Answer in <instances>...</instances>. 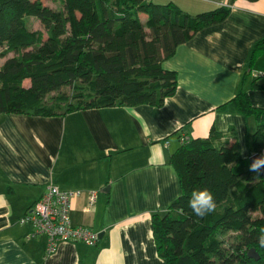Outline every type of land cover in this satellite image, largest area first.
Returning a JSON list of instances; mask_svg holds the SVG:
<instances>
[{"label": "crops", "instance_id": "0c3cea01", "mask_svg": "<svg viewBox=\"0 0 264 264\" xmlns=\"http://www.w3.org/2000/svg\"><path fill=\"white\" fill-rule=\"evenodd\" d=\"M152 2L172 4L191 16L219 6L231 13L163 63L178 74V88L161 108L113 107L50 118L0 115V264H164L152 218L181 194L177 173L168 165L180 138L234 129L231 142H237L241 156L255 154V120L229 102L241 88L252 47L264 38V0ZM262 74L264 57L253 76ZM245 90L264 108V92L249 90V84ZM180 130L181 136L166 141ZM50 185L82 192L72 200L71 217L74 225L99 235L95 247L64 241L48 254L47 238L31 237L22 219ZM91 193H97L94 207Z\"/></svg>", "mask_w": 264, "mask_h": 264}, {"label": "trees", "instance_id": "16d2710c", "mask_svg": "<svg viewBox=\"0 0 264 264\" xmlns=\"http://www.w3.org/2000/svg\"><path fill=\"white\" fill-rule=\"evenodd\" d=\"M60 2L61 8L53 9L42 0H0V58L15 55L0 67V115L50 118L113 107L161 108L178 88V74L163 63L231 13L219 6L191 16L152 0ZM31 17L44 32L28 28ZM262 57L264 38L252 47L241 88L229 102L255 120V154L264 151V108L253 104L245 87L264 92V74L253 76ZM185 137L168 161L181 194L152 218L159 258L164 264H264V247L257 240L264 228V176L249 171V158L231 142L234 129ZM204 188L213 194L216 208L198 217L189 200L194 190Z\"/></svg>", "mask_w": 264, "mask_h": 264}, {"label": "built area", "instance_id": "2783aa9c", "mask_svg": "<svg viewBox=\"0 0 264 264\" xmlns=\"http://www.w3.org/2000/svg\"><path fill=\"white\" fill-rule=\"evenodd\" d=\"M187 139L181 138L182 142ZM166 145H169L166 143ZM80 191H61L55 186H49L44 194L28 211L22 223L32 228L31 237L46 236L48 239V254H52L59 243L73 241L90 247L98 243L99 235L84 226H73L70 219L71 202L81 197ZM96 202V194L91 193L90 204Z\"/></svg>", "mask_w": 264, "mask_h": 264}, {"label": "clouds", "instance_id": "9594fccd", "mask_svg": "<svg viewBox=\"0 0 264 264\" xmlns=\"http://www.w3.org/2000/svg\"><path fill=\"white\" fill-rule=\"evenodd\" d=\"M264 165V155L256 157L249 165V171L259 174ZM189 207L198 217H204L215 211L216 203L213 194L207 188L194 190L191 193L189 200ZM258 243L261 247H264V228L259 230L257 236Z\"/></svg>", "mask_w": 264, "mask_h": 264}, {"label": "rangeland", "instance_id": "374dc122", "mask_svg": "<svg viewBox=\"0 0 264 264\" xmlns=\"http://www.w3.org/2000/svg\"><path fill=\"white\" fill-rule=\"evenodd\" d=\"M43 3L53 9H58V8H61L62 4H61V0H42ZM145 20V19H144ZM27 25H28V28L31 30V31H42L44 32V28L42 26V24L40 23V21L34 17H31L27 20ZM15 56L14 54H10L8 57L6 58H0V67L3 66V64L11 57ZM30 85V81H26L25 82V86H29ZM64 91L68 92V93H71L72 91V88H63ZM50 97V96H49ZM206 138V137H204ZM175 146L171 149V151L175 150ZM31 209V208H30ZM29 209V210H30ZM28 213V212H27ZM256 215V214H254ZM85 227V226H84ZM87 228V227H86ZM89 229V228H88Z\"/></svg>", "mask_w": 264, "mask_h": 264}, {"label": "bare ground", "instance_id": "6f19581e", "mask_svg": "<svg viewBox=\"0 0 264 264\" xmlns=\"http://www.w3.org/2000/svg\"><path fill=\"white\" fill-rule=\"evenodd\" d=\"M183 137V136H182ZM181 137V138H182ZM181 138H180V143H183L182 141H181ZM51 186V185H50ZM52 186H55V185H52ZM55 187H57V186H55ZM58 189H60L59 187H57ZM47 190H48V188H47ZM61 191H64V190H62V189H60ZM47 192V191H46ZM46 192L44 193V194H46ZM65 192H68V191H65ZM75 192V191H74ZM81 192V191H80ZM82 193V192H81ZM96 194V201H97V193H95ZM73 200V199H72ZM95 204H96V202L93 204V205H91L90 204V196H89V205H90V207H94L95 206ZM71 211H72V202H71V209H70V219H71V222H72V224H73V226H76V225H74V223H73V220H72V217H71ZM27 215V214H26ZM25 215V216H26ZM31 230H32V228H31ZM32 233V232H31ZM46 237V236H45ZM33 238V237H32ZM47 238V237H46ZM48 240V239H47ZM80 243V242H79ZM98 243H99V241H98ZM97 243V244H98Z\"/></svg>", "mask_w": 264, "mask_h": 264}, {"label": "water", "instance_id": "95a60500", "mask_svg": "<svg viewBox=\"0 0 264 264\" xmlns=\"http://www.w3.org/2000/svg\"><path fill=\"white\" fill-rule=\"evenodd\" d=\"M262 154H253L250 158H249V160H250V164L253 162V160L256 158V157H259V156H261ZM260 174L262 175V176H264V165H262V170H261V172H260ZM256 256V255H255Z\"/></svg>", "mask_w": 264, "mask_h": 264}]
</instances>
